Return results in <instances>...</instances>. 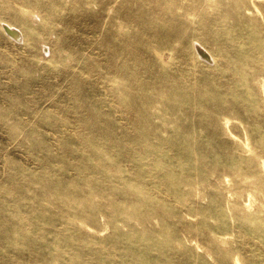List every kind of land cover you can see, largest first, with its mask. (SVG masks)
<instances>
[{"label":"rangeland","instance_id":"obj_1","mask_svg":"<svg viewBox=\"0 0 264 264\" xmlns=\"http://www.w3.org/2000/svg\"><path fill=\"white\" fill-rule=\"evenodd\" d=\"M0 264H264V0H0Z\"/></svg>","mask_w":264,"mask_h":264},{"label":"bare ground","instance_id":"obj_2","mask_svg":"<svg viewBox=\"0 0 264 264\" xmlns=\"http://www.w3.org/2000/svg\"><path fill=\"white\" fill-rule=\"evenodd\" d=\"M171 14V12L169 13ZM181 14H185L184 12H182ZM161 18H163L164 16H160ZM165 20L167 21L166 23H164L163 25H155L152 27L151 32L154 38L156 37H171L172 32L174 30V26L171 25V20L168 21L169 19L165 18ZM4 31L11 35V37L13 36L16 39H20L21 40V34L22 31L18 28V27H14L10 24H2ZM163 26V27H162ZM197 54L201 57H203L206 60H212V56L210 55V53L203 48H196Z\"/></svg>","mask_w":264,"mask_h":264}]
</instances>
